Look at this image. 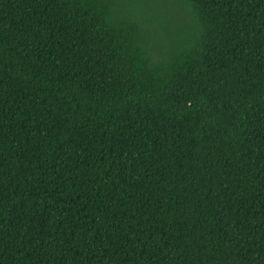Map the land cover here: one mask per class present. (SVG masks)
Segmentation results:
<instances>
[{
	"label": "trees",
	"instance_id": "obj_1",
	"mask_svg": "<svg viewBox=\"0 0 264 264\" xmlns=\"http://www.w3.org/2000/svg\"><path fill=\"white\" fill-rule=\"evenodd\" d=\"M0 264H264V0H0Z\"/></svg>",
	"mask_w": 264,
	"mask_h": 264
},
{
	"label": "rangeland",
	"instance_id": "obj_2",
	"mask_svg": "<svg viewBox=\"0 0 264 264\" xmlns=\"http://www.w3.org/2000/svg\"><path fill=\"white\" fill-rule=\"evenodd\" d=\"M176 7H177L178 12L179 11L180 12L178 13V15H176V21L178 24L175 23V27L179 25L181 27L182 34H184V33H186L185 30H187L189 27V22H190L189 16L186 14V12L180 6H176ZM129 8H130V6L128 4L124 5L123 6L124 13L125 12L128 13Z\"/></svg>",
	"mask_w": 264,
	"mask_h": 264
}]
</instances>
